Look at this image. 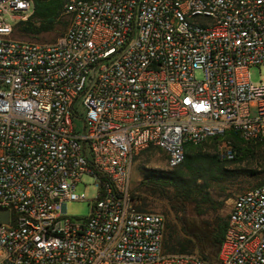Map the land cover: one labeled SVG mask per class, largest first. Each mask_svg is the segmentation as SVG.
<instances>
[{
  "label": "built area",
  "instance_id": "1",
  "mask_svg": "<svg viewBox=\"0 0 264 264\" xmlns=\"http://www.w3.org/2000/svg\"><path fill=\"white\" fill-rule=\"evenodd\" d=\"M64 9L67 30L41 43L11 37L33 1L0 0V264H206L163 251L164 217L136 208L130 167L148 148L172 169L186 144L264 138V76L249 78L264 64V0ZM84 174L97 196L74 218L66 203L86 199L76 193ZM218 254L264 264V182L232 200Z\"/></svg>",
  "mask_w": 264,
  "mask_h": 264
},
{
  "label": "trees",
  "instance_id": "2",
  "mask_svg": "<svg viewBox=\"0 0 264 264\" xmlns=\"http://www.w3.org/2000/svg\"><path fill=\"white\" fill-rule=\"evenodd\" d=\"M32 1L31 16L15 24L21 33H40L52 30L60 23L64 26L69 24V21L61 20L65 14V4L69 0ZM224 139L233 141L232 148L229 149L233 159H241L252 152V141H244L234 132L209 137L199 144H186L184 160L178 166L167 171L146 170L138 186L145 196L141 198L140 195L133 194L134 199L140 200L136 203V208L144 211H147L150 204L147 201L148 195L167 200L172 217L168 213L165 217L162 241L165 253H193L206 264H218L217 256L228 220V214L224 215L223 209L230 196L217 199L208 189L219 164L230 159H222L219 153H203L202 146L205 144L215 148ZM255 141H258V145L264 144V138Z\"/></svg>",
  "mask_w": 264,
  "mask_h": 264
},
{
  "label": "rangeland",
  "instance_id": "3",
  "mask_svg": "<svg viewBox=\"0 0 264 264\" xmlns=\"http://www.w3.org/2000/svg\"><path fill=\"white\" fill-rule=\"evenodd\" d=\"M61 20L69 21V16L64 14ZM14 24V21H11ZM68 24H57L55 28L49 31H43L40 33L23 34L18 31L17 27H14L11 37L13 39L29 40L34 42H54L60 37L66 30ZM201 72H196L197 78L201 77ZM264 76V64L260 66H252L249 68V78L253 83L261 80ZM83 122L81 120L75 121V127L82 131ZM249 142V141H247ZM258 141H252V152L241 159H233L227 152L232 148L233 141L224 139L220 141L218 145L210 147L209 145L202 146V152L210 155L219 153L222 159L228 158L225 162L219 164L218 169L214 172V177L210 180L209 192L214 198L222 199L229 195L230 197L225 201V207L223 214H228L232 200L240 193L252 187L262 181L264 171V144H256ZM148 169H155L159 171L170 170L167 168L163 154L156 149H148L138 157H136L130 167V187L134 195H145L138 189L140 182L143 180L144 174ZM76 193L83 194L86 199L67 201L66 212L69 216L74 218H83L90 215L91 206L97 196V188L95 180L92 176L84 174L80 182L76 185ZM147 201L150 202L146 208L147 211L157 212L165 217L168 213L169 217L172 214L168 211L167 200L155 197L147 196ZM140 200L135 199L134 203H139ZM219 255V254H218ZM218 257V256H217ZM218 264H220L218 258Z\"/></svg>",
  "mask_w": 264,
  "mask_h": 264
},
{
  "label": "water",
  "instance_id": "4",
  "mask_svg": "<svg viewBox=\"0 0 264 264\" xmlns=\"http://www.w3.org/2000/svg\"><path fill=\"white\" fill-rule=\"evenodd\" d=\"M0 214L2 216V219L6 221L7 220V215H8L7 211H3Z\"/></svg>",
  "mask_w": 264,
  "mask_h": 264
}]
</instances>
